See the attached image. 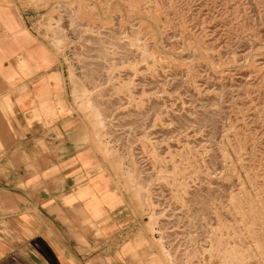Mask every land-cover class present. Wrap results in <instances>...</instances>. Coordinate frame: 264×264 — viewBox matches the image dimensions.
Instances as JSON below:
<instances>
[{"label":"rangeland","instance_id":"374dc122","mask_svg":"<svg viewBox=\"0 0 264 264\" xmlns=\"http://www.w3.org/2000/svg\"><path fill=\"white\" fill-rule=\"evenodd\" d=\"M19 4L126 200L135 242L95 261L264 264V0Z\"/></svg>","mask_w":264,"mask_h":264},{"label":"crops","instance_id":"0c3cea01","mask_svg":"<svg viewBox=\"0 0 264 264\" xmlns=\"http://www.w3.org/2000/svg\"><path fill=\"white\" fill-rule=\"evenodd\" d=\"M30 23L19 0H0V264H99L135 242L126 200L87 142L59 58ZM74 212L100 233L87 244L72 234Z\"/></svg>","mask_w":264,"mask_h":264},{"label":"bare ground","instance_id":"6f19581e","mask_svg":"<svg viewBox=\"0 0 264 264\" xmlns=\"http://www.w3.org/2000/svg\"><path fill=\"white\" fill-rule=\"evenodd\" d=\"M21 152V151H20ZM131 181V180H130Z\"/></svg>","mask_w":264,"mask_h":264}]
</instances>
